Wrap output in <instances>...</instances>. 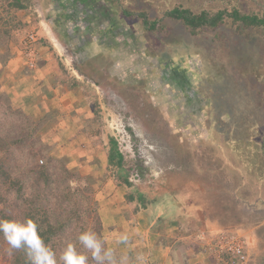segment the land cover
I'll return each instance as SVG.
<instances>
[{"label":"rangeland","instance_id":"obj_1","mask_svg":"<svg viewBox=\"0 0 264 264\" xmlns=\"http://www.w3.org/2000/svg\"><path fill=\"white\" fill-rule=\"evenodd\" d=\"M6 1L0 0V30L10 29L12 37L8 49L0 47L1 90L13 110L38 125V144L30 143L38 156L31 157L30 147L15 149L17 168L25 170L32 159L33 165L52 163L60 176L66 169L74 176L71 187L87 197L84 206L94 212L85 228L71 229L55 242V264H64L69 246L96 264L79 241L83 232L94 233L117 261L154 264L157 242L166 240L172 248L183 230L193 238L214 224L218 231L242 234L255 252L249 264L260 258L264 39L231 19L193 33L169 12L182 7L214 13L235 5L262 15L264 0H102L113 10L114 30L120 36L130 32L111 47L85 32L72 45L62 37L53 41L60 28L55 19L71 20L64 18L66 12L58 15L54 0H23L26 9L10 14L4 11ZM66 28L67 34L72 31ZM30 33L39 38L36 69L28 68L22 54ZM176 71L189 80L187 95H178L181 87L171 77L179 76ZM5 108L0 102V111ZM3 112L9 131L20 136L26 119ZM111 138L124 155L123 170L108 163ZM139 193L147 198L146 207L129 201ZM175 223L178 233L171 227ZM188 236L182 241L190 242ZM10 250L0 239V264H15Z\"/></svg>","mask_w":264,"mask_h":264},{"label":"trees","instance_id":"obj_2","mask_svg":"<svg viewBox=\"0 0 264 264\" xmlns=\"http://www.w3.org/2000/svg\"><path fill=\"white\" fill-rule=\"evenodd\" d=\"M54 1L58 2V15L60 16L62 12H66L64 18L66 20L67 18L71 19L68 24H65L63 20L61 22V19H57L59 27L67 29L68 25L72 29L71 33L75 32V37L81 36L80 34L77 35L79 31L81 34L83 33L82 21L79 25L77 21L84 17L82 11L77 10V2L90 7L99 5V13L104 12L106 15L113 12V10L107 8L108 6H105L106 4L103 3L102 5L100 2L102 0ZM3 3H6L4 11L6 10L7 14H10L11 11L26 9L23 0H8ZM122 13L127 17L132 16L129 10L122 9ZM169 15L176 20L182 21L187 27L191 28L193 33L203 27L217 28L224 24L226 19H231L234 25L238 24V26L240 25L246 29L255 30L264 39V13L260 15L255 10L242 12L233 5L231 11L224 9L210 13L203 10L195 14L189 9L177 7L169 12ZM90 21L93 22L92 16ZM3 23L4 25H9L5 23V20ZM75 25L76 28L74 27ZM155 25L153 23L150 27L154 28ZM10 37H12L10 29H1L0 47H7L6 49H8L7 41H9ZM5 42V46H3L4 44L2 43ZM1 87L0 83V102L6 103L4 112L0 111L3 112L2 116H6L7 113L11 116L14 114L15 116H23L21 111L12 109L11 99L1 90ZM23 117L26 119V124L23 126H27V128L24 129L20 123L17 124L20 131L24 129L19 136V134L9 131V124L5 120L3 121L0 116V222L11 221L17 224H24L26 221H33L39 236L53 254V250L56 247L55 242L66 236V233L71 229L85 228L86 221L89 216L91 217L92 215L93 217L94 212L92 208L84 206L87 197L85 195L81 196L78 188L71 187V181L74 180V176L66 169H64L65 176H60L57 168L53 167L52 163L33 165L32 159L27 161L28 167L25 170L17 168L16 163L19 161V157L14 150L24 147L31 148L30 143L38 144L36 137L37 123L34 124L29 117ZM110 144L108 163L110 166L123 170L124 155L119 150L118 143L114 138L110 139ZM30 151L31 157L38 156V152L35 149L31 148ZM123 179L126 185L131 186L126 178ZM81 193L84 192L81 191ZM128 197L130 202L136 199L139 205L146 207L147 198L143 194L139 193L137 198L133 194ZM0 239L8 242L3 232H0ZM10 249L15 264H31L26 247L11 248L10 245Z\"/></svg>","mask_w":264,"mask_h":264},{"label":"clouds","instance_id":"obj_3","mask_svg":"<svg viewBox=\"0 0 264 264\" xmlns=\"http://www.w3.org/2000/svg\"><path fill=\"white\" fill-rule=\"evenodd\" d=\"M0 232H3L8 243L13 248L26 247L31 264H55L53 254L44 244V241L36 231L33 221L24 224L15 222H0ZM121 241H127L128 237L122 236ZM80 243L92 254L96 264H126L125 258L117 261L111 249H105L104 242L94 233L83 232L79 236ZM64 264H88V257L78 254L72 246H69L63 254Z\"/></svg>","mask_w":264,"mask_h":264},{"label":"built area","instance_id":"obj_4","mask_svg":"<svg viewBox=\"0 0 264 264\" xmlns=\"http://www.w3.org/2000/svg\"><path fill=\"white\" fill-rule=\"evenodd\" d=\"M39 38L30 33L22 42V53L26 65L30 69H36L39 52L37 45ZM204 252L217 264H249L250 254L247 242L242 234L230 230L203 231L198 236Z\"/></svg>","mask_w":264,"mask_h":264},{"label":"crops","instance_id":"obj_5","mask_svg":"<svg viewBox=\"0 0 264 264\" xmlns=\"http://www.w3.org/2000/svg\"><path fill=\"white\" fill-rule=\"evenodd\" d=\"M80 30L82 31V29H80ZM82 32L84 33V31H82ZM74 33L75 32H73V33L70 32L67 34V30L65 28H58V30H56L55 35L52 36L53 41H56V39L59 41V40H61V37H62L64 40L67 39V43H70L71 45H72V41L75 42V41H77V39H78L77 42H80L79 37H77V36L75 37ZM79 34L81 35L80 31L78 32L77 35H79ZM87 35H89L92 38H95V40H98V35L94 31L93 28L90 29L89 32H87ZM64 37H68V38H64ZM106 46L111 47L110 44H106ZM12 54L14 57L13 51H12ZM24 65H25V62H24ZM210 225H212V224L208 223L204 226L209 227ZM215 225L216 224H214V229L211 228V229L205 230V231L211 232L212 230H217V229H215ZM171 227H173L175 233L179 232V224L178 223L173 224ZM197 233L192 238V237L188 236L189 233H184V230H183V232L180 235L177 234L179 240L174 242L172 248H169L168 246H166L164 244V242L166 240H162L161 242H157L155 245H157V246L160 245V247L156 248V249H158L157 258L153 261V263L154 264H217L211 258V256H209L207 253H204L202 251V243L198 241V234ZM245 234L247 235L249 233L246 232ZM183 235H187L188 236V237H186L187 239L191 238L189 240L190 242L182 241L184 239ZM250 251H251V249H250ZM250 251H249V254L251 257V253H255V252H250ZM260 251H262L260 253V258H257V259L255 258L253 264H264V249L262 248V249H260Z\"/></svg>","mask_w":264,"mask_h":264},{"label":"flooded vegetation","instance_id":"obj_6","mask_svg":"<svg viewBox=\"0 0 264 264\" xmlns=\"http://www.w3.org/2000/svg\"><path fill=\"white\" fill-rule=\"evenodd\" d=\"M77 6H78L77 10H81L82 13L84 14V17L81 19V21H82V24H83V31L85 33L89 32L91 25H94L96 23H98L99 26L101 25L100 28H93L94 31L98 35V39L100 38V44H104V45L110 44V45H113V46L120 45V42L124 40V38H122V39H120V38L121 37H126L130 33V32L129 33L125 32V33H122V35L120 36V34H118L117 30H114L115 27H112V26L116 25L115 19H113L112 14H107L106 15L104 12L99 14V9H98L99 5L95 6V9H94L93 12L86 11L85 7L83 8V6L81 5L80 2H77ZM101 7H103V6H101ZM91 16L93 18V23H91V21L89 23V20H90ZM99 16H100V18H99ZM55 21H57V19H55ZM105 21L108 22V24H107L108 27H107V25L106 26L102 25V24L105 23ZM56 24H57V22H56ZM74 27L76 28V25ZM176 74L179 75V76H176V77L175 76H171V77H172V80L174 79L175 82L178 81L177 84L181 87L180 93L178 95L179 96H182L183 94L187 95L186 94L187 89H186V87L184 88V86H185L184 84H189V80H186L185 77L182 78L181 74L179 73V71H176ZM189 90L190 89H188V93H189ZM194 103H196V102L191 100V102H190L191 107H194ZM259 149L260 150H264V137L262 138V140H261V142L259 144Z\"/></svg>","mask_w":264,"mask_h":264}]
</instances>
